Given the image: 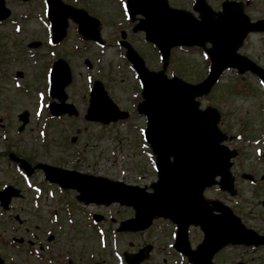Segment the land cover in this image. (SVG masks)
Returning a JSON list of instances; mask_svg holds the SVG:
<instances>
[{
    "label": "rangeland",
    "instance_id": "obj_1",
    "mask_svg": "<svg viewBox=\"0 0 264 264\" xmlns=\"http://www.w3.org/2000/svg\"><path fill=\"white\" fill-rule=\"evenodd\" d=\"M65 1L86 9L101 20V35L105 46L82 38L77 32V26L71 23L67 37L52 49L45 44L48 37L43 21L45 2L6 0L12 15L7 20L0 21V137L1 135L9 137L7 141L12 147L8 149L22 157L25 156L32 165L44 162L149 187L157 179V172L154 169L155 156L142 152L146 148L141 134L142 128L146 126V118L136 110V105L142 99L140 84L139 81L137 83L136 74L126 59V50L119 41L123 39L122 35H125L126 40L153 70H159L163 66L158 51L146 42L145 33L139 30V16L132 20L125 10L130 20L126 19L122 8V1L124 6L125 0ZM222 1L208 0L216 10L220 8ZM169 2L173 6L192 11L191 0ZM263 11L264 0H256L253 11L256 17L262 16ZM14 21L22 25L20 32L15 31L17 23ZM31 42L38 43V46L29 47ZM49 48L69 61L73 81L66 91L68 102L73 103L80 112L77 117L63 115L62 118L51 119L48 109H44L42 114L37 110L41 97V94L38 96V92L48 88L47 68L54 59ZM240 53L250 56L264 67V36L251 35ZM208 69L209 61L204 54V48H177L171 51L167 73L169 75L174 73L187 81L196 82L207 75ZM17 72H22L23 79L16 77ZM3 75H6L5 79ZM89 75L104 82L114 101L122 109L131 112L129 119L109 125L84 119L91 88ZM12 76L24 83L27 89L15 86L17 79L14 80ZM47 99L50 100V96ZM199 100L202 108L215 106L221 111L220 127L227 134L225 143L239 153L232 167L238 195L231 198L227 194L211 189L207 191V196L220 197L241 215L254 218L257 226L264 227V221L259 220L260 214L264 215V181L259 178L264 172V88L258 78L250 72L239 75L235 69H230L224 73L212 93ZM24 110L29 112L30 121L25 130L19 133L18 127L21 122L18 115ZM2 125L8 130L2 132ZM42 129L46 131L44 138L41 135ZM73 136H77L74 142L71 141ZM1 145L2 138L0 152L5 151L6 148H2ZM0 161L6 162L7 159L0 156ZM244 172L253 174L257 182L253 185L243 179L241 174ZM19 177L11 164L2 165L0 187L7 182H14L27 190L29 187ZM32 180L45 191L39 210L43 221H48L49 210L57 207L61 209L60 221L73 227L69 230L63 225L64 228L57 232V238L65 246L64 250L70 249L74 253L86 250V255L90 252L94 255L93 263L118 264L120 260L116 257V247L120 252L124 249L133 251L138 250L139 245L143 243L138 234L120 235L116 231L118 222L134 214L132 208L117 203L106 207L77 203L75 212L70 215L75 221L71 225L68 211L63 209L61 190L53 188L55 198L49 197L48 191L51 186L40 169L34 171ZM70 193L73 197L77 194L75 191ZM24 202L32 209L36 206L33 205L32 198L30 204L27 203L26 196L23 201L21 199L15 201L17 212L27 219ZM17 204L23 209L20 210ZM94 213L104 215V220L99 226L105 229L104 238L108 244L105 248L106 239L105 241L99 239L98 227L91 228L87 224ZM149 237L146 236L148 239ZM57 238L55 237V241H58ZM88 258L83 264H86Z\"/></svg>",
    "mask_w": 264,
    "mask_h": 264
},
{
    "label": "water",
    "instance_id": "obj_2",
    "mask_svg": "<svg viewBox=\"0 0 264 264\" xmlns=\"http://www.w3.org/2000/svg\"><path fill=\"white\" fill-rule=\"evenodd\" d=\"M48 1L56 41L66 35L71 17L79 23V31L87 39L102 42L98 19L61 0ZM128 4L133 17L144 15L140 27L146 31L147 39L159 46L165 64L173 46L203 45L206 40L212 42V47L207 49L212 60L211 72L199 84H190L178 77L168 78L164 71H150L139 53L128 42H123L128 49V59L143 84L144 101L138 110L148 118L146 136L158 157L159 181L153 184L155 192L147 193L143 188L103 177L42 167L49 172L51 180L79 189L83 200L98 203L119 201L132 205L137 211L136 217L123 222V230L144 228L155 216H171L183 226L189 222H201L207 232L216 231L212 237L208 234V240L217 239L216 248L230 238L235 242L249 240L251 234L243 230L235 218L233 225L227 223L230 218H210L203 190L215 183L218 175L222 177L221 186L233 190L229 159L235 152L221 144L226 135L217 126L220 113L212 107L201 111L196 97L207 94L229 66L237 67L240 72L250 69L264 80V69L237 52L250 31L264 30V21L252 24L241 11V6L233 1L224 3L223 12L216 14L205 0H197L195 9L201 13L200 19L188 11L169 8L165 0H129ZM9 14L5 1L0 0V18ZM54 68L53 95L62 103L54 104L53 112L77 113L73 105L65 103V87L71 81L69 65L60 59ZM90 101L87 115L90 120L109 123L128 117V112L118 108L100 81L96 82ZM21 118L24 124L28 120L26 113ZM23 165L27 167L26 163ZM134 258L128 257L131 264L138 263V254Z\"/></svg>",
    "mask_w": 264,
    "mask_h": 264
},
{
    "label": "flooded vegetation",
    "instance_id": "obj_3",
    "mask_svg": "<svg viewBox=\"0 0 264 264\" xmlns=\"http://www.w3.org/2000/svg\"><path fill=\"white\" fill-rule=\"evenodd\" d=\"M255 9V5L251 4L248 8L250 12ZM10 212L6 211L0 217V264H49L46 259L52 260L54 264H76L72 258L65 260L64 257L50 255H43L40 252H46L43 244L36 243L40 240L28 236L30 234L28 227L22 223L14 231L19 234L21 241L14 243L18 246V251L8 239L11 233ZM242 219L246 220V225L253 228L260 235L264 236V227L248 224L247 221H255L254 219L243 216ZM7 221V223H6ZM141 236L142 244L138 247V252L145 246L150 245L151 251L147 254V258L138 264H264V243L258 246L244 245H227L223 248L216 250L210 258L206 256V251L193 252L198 245L202 242L204 233L199 226H190L188 229V246L183 245L181 252L176 250L174 246L168 248L164 239L171 238V232L153 231L149 230L139 234ZM149 235V239L146 236ZM53 239V238H52ZM55 239V238H54ZM172 244L174 241L171 239Z\"/></svg>",
    "mask_w": 264,
    "mask_h": 264
}]
</instances>
